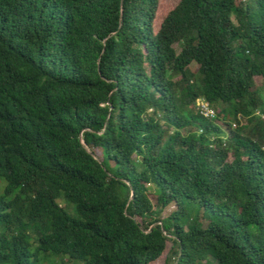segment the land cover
Instances as JSON below:
<instances>
[{
  "label": "trees",
  "instance_id": "trees-1",
  "mask_svg": "<svg viewBox=\"0 0 264 264\" xmlns=\"http://www.w3.org/2000/svg\"><path fill=\"white\" fill-rule=\"evenodd\" d=\"M164 2L0 0V264H264V0Z\"/></svg>",
  "mask_w": 264,
  "mask_h": 264
},
{
  "label": "rangeland",
  "instance_id": "rangeland-1",
  "mask_svg": "<svg viewBox=\"0 0 264 264\" xmlns=\"http://www.w3.org/2000/svg\"><path fill=\"white\" fill-rule=\"evenodd\" d=\"M170 4V0H166V2H164V4H161V8L164 9V8H168L169 7V4ZM166 5V6H165ZM174 48L176 49V51L179 50V47L175 44L174 45ZM190 68L192 70H195L196 66L195 65H190ZM256 82L257 84L260 82V79L256 78ZM218 124H220L221 122L220 121H217ZM223 128H225L224 125H222ZM152 191V190H150ZM152 194V193H151ZM175 208V206L173 204L169 205L167 208H165L162 213H161V218H164L167 216V214L172 211L173 209ZM193 216V207L190 206V214H189V219ZM167 249L165 252H163V254L155 261L151 262L150 264H165V256L167 254ZM56 264H71L67 258H63L62 261L60 260H57Z\"/></svg>",
  "mask_w": 264,
  "mask_h": 264
},
{
  "label": "built area",
  "instance_id": "built-area-1",
  "mask_svg": "<svg viewBox=\"0 0 264 264\" xmlns=\"http://www.w3.org/2000/svg\"><path fill=\"white\" fill-rule=\"evenodd\" d=\"M196 107L205 117H213L215 114V112L209 108L208 104L205 101L197 100Z\"/></svg>",
  "mask_w": 264,
  "mask_h": 264
}]
</instances>
